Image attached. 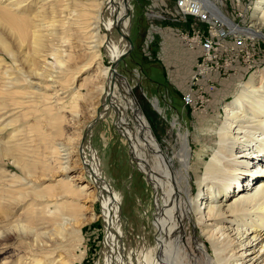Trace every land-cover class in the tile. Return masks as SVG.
<instances>
[{"label":"bare ground","instance_id":"6f19581e","mask_svg":"<svg viewBox=\"0 0 264 264\" xmlns=\"http://www.w3.org/2000/svg\"><path fill=\"white\" fill-rule=\"evenodd\" d=\"M116 1L0 0V17L10 29L36 43L44 42L45 46L50 42L51 53L56 58V63L49 64L47 54L40 52L37 62L29 59V71L38 79L32 83L36 88L17 99L2 97L0 100V118L5 117L0 123V133L22 118L31 121L28 130L9 133L5 151L13 156L22 171V174L13 176L17 177L9 185L13 188L2 189L8 194L6 198L0 197V203H18L14 208L16 212L0 217L1 234H13L20 239L8 264H78L82 261L83 251L76 253L75 249L83 242L84 226L95 218L94 205L101 196L99 187L85 180L86 172H90L96 182H100L102 188L112 195V200L105 205L110 214L108 264H128L123 257L120 263L113 258L118 253L115 242L120 227L119 198L114 187L100 178L99 157L94 148L91 146L94 150L92 155L96 156L95 163L89 160L86 163L87 149L83 136L62 138L46 130L49 125L66 122L67 109L71 119L75 120L79 98L83 97V89L91 82L94 83L92 92H98L104 99L105 113H99V116L104 118L111 109L118 114L121 128L119 118L116 127L131 141L132 156L135 153L136 160L149 172V181L163 191L159 216V230L163 236L158 241L159 254L142 264H180L181 238L185 233L183 225L188 220L200 229L197 239L208 243L210 264H264V71L252 74L236 96L224 104L225 118L218 131L217 146L207 159L199 158L203 161H198L203 164L202 169L191 166L190 146L184 135L176 155L177 168L176 157L163 150L148 119L137 110L128 93V79L117 75L112 63L105 65L102 62L101 47H106L111 62L116 61L127 48L122 35L121 47L114 41L113 14H117L120 27L125 32L131 14L126 15L124 3H120L119 8L115 7ZM209 2L217 3L216 0ZM110 4L112 10L105 12L103 5ZM216 13L222 21L230 23L217 9ZM251 20V24L242 30L264 38V0H254ZM100 21L105 25L108 36L101 34ZM70 35H75V47L90 55V61L78 72L94 67L73 86L67 77V58L71 50L64 48L71 40ZM54 39L57 41L53 43ZM0 48L16 60L14 50L2 34ZM5 63L0 57V94L13 96L18 91L13 87L20 79L13 76V70ZM119 91L122 100L129 99L126 107L117 100ZM155 105L159 107L158 101ZM18 108L21 109L15 111ZM129 109L133 110L138 122L136 129L126 121L128 116L125 117V113ZM92 131H87L85 137ZM54 166L62 176L56 182L46 185L33 183V179L40 180L55 172ZM192 169L203 185L194 200L190 198L191 189L183 182H189L187 175ZM23 184L27 186L21 187Z\"/></svg>","mask_w":264,"mask_h":264},{"label":"rangeland","instance_id":"374dc122","mask_svg":"<svg viewBox=\"0 0 264 264\" xmlns=\"http://www.w3.org/2000/svg\"><path fill=\"white\" fill-rule=\"evenodd\" d=\"M97 1L100 2L102 0ZM253 2L254 0L249 2L250 7L246 14V21H242L247 27L252 21L251 14ZM120 3L123 4L124 1L117 0L115 7L118 6L119 8L121 5ZM129 4L132 11L131 16H129L130 20L127 32L133 37L136 46L132 55L129 56L125 62L120 63L119 71L129 79L145 112V117L148 119L156 138L162 144L163 150L170 156L176 157V167H179L176 155L181 149L184 135L187 136L190 146V153L192 156L191 166L195 165L201 168L203 164H199L198 161H202L199 158L205 157V159H207L217 146L219 137L218 131L225 118V112L223 111L224 104L236 96L242 84H244L252 74L258 73L257 71H264V54L258 57L257 63L253 69L251 68L248 70L245 75L237 73L226 77L218 84L216 90L208 95V101L201 102L197 108H193L184 103L183 93L178 90L177 86L174 85L172 80L168 77L162 65V61L159 58L162 37L158 35V32H154L153 24L155 20L149 15L152 0H129ZM110 6H112V4L108 6L103 5V10H105V12L107 10H112ZM105 20H107V17H105ZM157 22L160 21L157 20ZM100 25L101 34H107L108 36L103 22ZM114 32V41L119 43L121 47V35L117 33L116 30ZM0 34L8 40L11 48L14 50L13 52L16 60H13V58L1 48L0 57H3L6 62L5 64L11 67L13 76L16 79H20L18 85L13 87V89L18 90L17 94L13 96L4 93L3 95L0 94V100L3 99L2 97L17 99L19 98L18 96L26 91L36 88L32 83L38 79L33 77L29 71L31 58H33L34 62H37L40 52L47 54L46 58L49 64L56 63V58L55 55L51 53L50 42L45 46L44 42L43 44L41 42L36 43L33 39L31 40L30 37L25 38L15 29H10L1 17ZM74 37L75 35H70L71 40L64 46V48L71 50L70 57L67 58L69 59L67 77L72 86L81 82L84 77L90 74L94 69V67L89 66L86 70L80 73L78 72L82 65H86V63L90 61V55L87 51L80 49L78 46L75 47L77 43ZM124 40L126 41V51L129 48V43L125 38ZM259 40L261 44L264 45V38H260ZM56 41L57 40L54 39L52 42L54 43ZM101 50L103 57L102 62L105 65H111L110 56L106 54V47H101ZM93 87L94 83L91 82L83 89V97L79 98L76 107L78 116H76L75 120L71 119L72 115L69 114L70 110L67 109L69 111L65 114L68 116L67 121L58 123L55 126L49 125V129L46 130L49 132L51 130L52 133H57V136L62 138L77 135L83 136V144L87 149V155L84 159L86 163L87 160L95 163L96 156L92 155L91 152L95 150V154L99 157L100 178L103 180L105 179L106 183L114 187L115 193L119 198L120 227L115 242V244L118 245V253L113 257L114 261L120 263V259L123 257V259L127 260L128 264H142L143 262L145 263L151 260L152 256L155 257L159 254L158 241L163 236V233L159 230V216L162 210L161 202L163 191L157 187V185L154 187L152 181H149V175L147 174L149 172L145 170L146 168L141 165L139 160H136L137 157L135 153L134 156H132L133 153L131 151L134 150L132 149L133 145L131 141H129V138L127 139L121 133V130L116 127L119 116L114 110L111 109L110 113L102 118V122L96 124L95 127L92 128L93 131L91 134L87 136V138L85 137V133L89 131L90 126L97 116H99V113L101 115L105 113L102 106L104 99L101 98L98 92H92ZM116 97L119 104L121 106L123 104V106L126 107L129 99L126 98L127 101L124 99L122 100L120 91L117 92ZM157 101L159 107L155 105ZM96 105L97 108L94 109ZM20 109L21 108L15 109V111H19ZM99 109L102 110L99 111ZM129 110L125 113V117L128 116L126 121L130 123L131 128L136 129L138 122L136 121L134 112H132L133 110ZM11 111H8V113H11ZM8 113L6 115H8ZM4 118H0V123ZM29 122H31L30 119L22 118L20 121L10 124L8 128L0 133V197L6 198V195H8L4 193L2 189L6 190L8 187L13 188V186L9 185L11 184V180L17 178L13 177L16 175L15 173L22 174V171L14 162L13 156L5 153L8 147L7 140L9 138V133L12 131L16 133L22 129L28 130L27 126ZM118 125L121 128L120 118ZM24 131L25 130L22 132ZM91 146L94 150L91 149ZM141 151L143 152V150ZM150 155L152 156V154ZM56 170L57 167L54 166L53 171L55 172L51 173L52 176H46V178L44 177L40 180L33 179V183L35 185H46L56 182V179L62 177L61 173ZM89 173L86 172L85 180L99 187L101 198L99 197L94 205L96 213L95 218L84 226L83 242L75 249V252L80 253L83 251V259L78 264H108V260H110L109 251H111V246L107 238L110 228V214L105 209V205L112 200V195L109 191L102 188L100 182H96V178ZM197 176L198 175H196L192 169L191 174L187 175L189 182L183 180L185 186L191 189L190 198L192 200L197 197V194L203 186L199 183ZM21 182L24 183L25 181ZM28 185H30V183ZM26 186L25 184L21 185V187ZM233 194L234 193H232L231 196ZM30 201L31 200L28 202ZM17 204V202H13L12 204L1 202L0 217L14 212V208ZM88 204L90 205V203ZM1 228L2 227H0V264H8V261L12 259L13 251L19 245L20 239L14 237L13 234L4 233L10 236L1 234L3 231ZM183 228L185 233L181 238L182 252L180 254L179 263L210 264L208 253L211 249L208 247V243L200 242V240L197 239L200 229L195 228L190 220H188V222L186 221ZM174 242L176 243V241Z\"/></svg>","mask_w":264,"mask_h":264},{"label":"built area","instance_id":"2783aa9c","mask_svg":"<svg viewBox=\"0 0 264 264\" xmlns=\"http://www.w3.org/2000/svg\"><path fill=\"white\" fill-rule=\"evenodd\" d=\"M158 1L160 8L149 9L153 20L181 22L188 17L193 18L189 29L175 32V37L197 55L196 67L188 75L183 90V100L191 107L197 108L201 102L208 101V95L226 77L241 74L242 68L245 70L242 75H245L254 68L258 57L264 54L259 40L262 37L242 30L246 27L242 21H246L251 0H216L217 3L209 0H176L174 11L167 9L165 0ZM216 9L230 23L222 21ZM198 23H204L206 27L201 28Z\"/></svg>","mask_w":264,"mask_h":264},{"label":"crops","instance_id":"0c3cea01","mask_svg":"<svg viewBox=\"0 0 264 264\" xmlns=\"http://www.w3.org/2000/svg\"><path fill=\"white\" fill-rule=\"evenodd\" d=\"M159 2L158 0H152L151 8H160ZM165 2L168 7L167 9L174 11L176 0H165ZM192 22L193 18L188 17L186 21L172 22L170 20H164L157 22L155 20L153 24L154 32H158V35L162 37L159 58L162 61L168 77L181 93L185 90L188 75L196 67L197 55L190 52L184 43L175 37V32L178 29H189ZM198 25L201 28L206 27L204 23H198ZM262 46L264 48V45ZM241 71L243 73L245 70L242 68Z\"/></svg>","mask_w":264,"mask_h":264},{"label":"water","instance_id":"95a60500","mask_svg":"<svg viewBox=\"0 0 264 264\" xmlns=\"http://www.w3.org/2000/svg\"><path fill=\"white\" fill-rule=\"evenodd\" d=\"M113 1H115V0H113ZM123 1H124V4H125L126 7H127L126 15L129 16V15L131 14V11H132V10H131V7H130V4H129V0H123ZM113 20H114V23H115V29H116L117 33H119L120 35H122V36L128 41V43H129V48H128V49H127L122 55H120V57L117 58L116 61H113V62H112V69L114 70V72H115L117 75H119L120 77H124V78L127 79V76H125L122 72L118 71V70H120V69H119V66H120V63H121V62H125L126 59H127L129 56L132 55V53H133V51H134L136 45H135L134 39H133V37L131 36V34L128 33V32L123 31L122 28L120 27V26H121V25H120L121 22L118 21V19H117V14H113ZM116 74H115V75H116ZM127 84H128V85H127L128 93H129L131 99L133 100V102H134V104H135L137 110H139L140 112H142V113L145 115V112H144V110H143V108H142V105H141V103H140V101H139V99H138V97H137V95H136V93H135L133 87H131V85H130V81H129V79H128V81H127ZM102 120H103V119H102L101 116L97 117V118L95 119V121L93 122V124L90 126L89 131H91V129L94 128L96 124L102 122ZM130 154H131V153H130Z\"/></svg>","mask_w":264,"mask_h":264}]
</instances>
